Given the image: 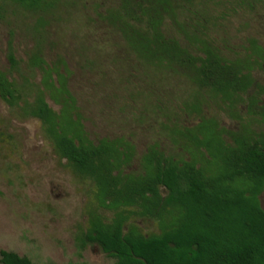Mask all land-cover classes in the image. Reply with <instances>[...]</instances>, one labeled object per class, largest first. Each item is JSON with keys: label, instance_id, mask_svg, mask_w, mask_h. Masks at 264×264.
Segmentation results:
<instances>
[{"label": "trees", "instance_id": "1", "mask_svg": "<svg viewBox=\"0 0 264 264\" xmlns=\"http://www.w3.org/2000/svg\"><path fill=\"white\" fill-rule=\"evenodd\" d=\"M63 1L0 0V19L37 18L26 58L10 40L0 97L13 118L41 122L90 196L83 246L99 245L114 264H264V45L250 32L235 41L226 22L241 15L249 27L264 0L97 4L86 26L106 34L81 47L79 63L118 73L141 116L153 113L159 137L143 152L125 133L92 136L69 60L43 47L47 17ZM1 264L38 263L2 249Z\"/></svg>", "mask_w": 264, "mask_h": 264}, {"label": "rangeland", "instance_id": "2", "mask_svg": "<svg viewBox=\"0 0 264 264\" xmlns=\"http://www.w3.org/2000/svg\"><path fill=\"white\" fill-rule=\"evenodd\" d=\"M103 1L64 0L66 4L47 17L43 47L50 56L62 53L69 60L73 69L71 85L80 96L92 136L125 133L143 152L159 137V122L153 113L141 116L136 108L141 103H135V107L130 97L132 86H127L131 83L118 73L100 68L92 74L79 63L84 53L81 47L93 46V41L105 37L106 33L95 27L89 34L91 29L86 26L88 17L95 16L97 4ZM36 19L13 13L0 19V69L9 67L7 54L12 37L17 55L26 58L27 50L36 43ZM244 21L241 15L226 21L235 41L252 32L253 19L247 28ZM88 34L92 42L86 40ZM260 37L264 42V34ZM104 46L112 45L107 42ZM223 121L227 126L234 125L227 115ZM0 125L5 131V140L0 143V264L2 249L29 256L38 264H114L116 258L99 245L83 246L80 236L89 225L90 196L63 165L65 160L60 162L43 136L41 122L13 118L0 97ZM261 201L264 207V192ZM140 224L147 232L156 229L151 221Z\"/></svg>", "mask_w": 264, "mask_h": 264}, {"label": "flooded vegetation", "instance_id": "3", "mask_svg": "<svg viewBox=\"0 0 264 264\" xmlns=\"http://www.w3.org/2000/svg\"><path fill=\"white\" fill-rule=\"evenodd\" d=\"M264 2V1H263ZM253 21L254 23L252 24V32L255 34L256 36H258V39L260 40V42L264 45V42L261 39V35L264 34V3L260 8H257L255 10V13L253 14ZM230 119L234 122V125H228L229 127H236L238 125V121L234 118ZM223 123L225 124V122L223 121ZM226 125V124H225Z\"/></svg>", "mask_w": 264, "mask_h": 264}]
</instances>
